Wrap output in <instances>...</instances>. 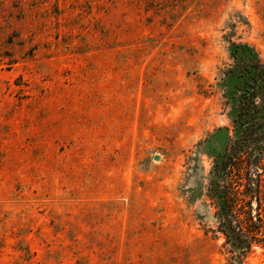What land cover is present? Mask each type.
<instances>
[{
    "label": "rangeland",
    "instance_id": "1",
    "mask_svg": "<svg viewBox=\"0 0 264 264\" xmlns=\"http://www.w3.org/2000/svg\"><path fill=\"white\" fill-rule=\"evenodd\" d=\"M241 43L264 59V0H0V264H232Z\"/></svg>",
    "mask_w": 264,
    "mask_h": 264
},
{
    "label": "trees",
    "instance_id": "2",
    "mask_svg": "<svg viewBox=\"0 0 264 264\" xmlns=\"http://www.w3.org/2000/svg\"><path fill=\"white\" fill-rule=\"evenodd\" d=\"M254 50L241 43L234 51L230 72L243 79L239 106L209 187L232 264L244 263L253 246L264 240V59L247 58Z\"/></svg>",
    "mask_w": 264,
    "mask_h": 264
}]
</instances>
